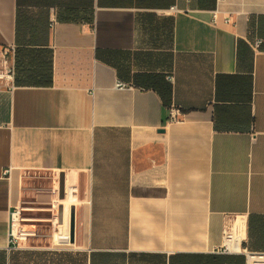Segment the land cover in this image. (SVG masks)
<instances>
[{
    "label": "crops",
    "instance_id": "1",
    "mask_svg": "<svg viewBox=\"0 0 264 264\" xmlns=\"http://www.w3.org/2000/svg\"><path fill=\"white\" fill-rule=\"evenodd\" d=\"M7 45L0 264H247L224 229L264 252V0H0Z\"/></svg>",
    "mask_w": 264,
    "mask_h": 264
},
{
    "label": "built area",
    "instance_id": "2",
    "mask_svg": "<svg viewBox=\"0 0 264 264\" xmlns=\"http://www.w3.org/2000/svg\"><path fill=\"white\" fill-rule=\"evenodd\" d=\"M171 10H176L175 7H172ZM217 19V14H214V20ZM262 43L261 39L255 41V48L259 47ZM14 45H7L2 49L1 59H0V82H4L9 90L15 88V77L16 71L15 67L10 64L9 56L15 52ZM170 80H172L170 78ZM116 88L119 90L131 89V85L124 82H117ZM183 117L182 111L176 106L172 105L170 107V120L171 121H180ZM5 174H10L9 170L5 171ZM74 194V193H72ZM71 195V192L67 193V196ZM25 211L24 207L17 205L13 207L10 212V224H9V235H10V244L14 248H18L21 243H24L30 237H34L36 232L26 229L24 227L28 217L23 215ZM224 244L219 249V253H239L243 254L246 258L247 264H264V252L250 251L247 248H241L239 245L235 244L233 239V233L229 229H224Z\"/></svg>",
    "mask_w": 264,
    "mask_h": 264
}]
</instances>
